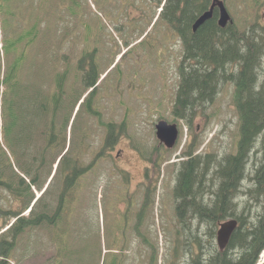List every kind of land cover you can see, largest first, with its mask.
<instances>
[{
  "label": "rangeland",
  "instance_id": "obj_1",
  "mask_svg": "<svg viewBox=\"0 0 264 264\" xmlns=\"http://www.w3.org/2000/svg\"><path fill=\"white\" fill-rule=\"evenodd\" d=\"M226 5L234 23L241 30L254 25L264 29V0H226ZM110 23L112 19L105 0H0V75L24 55L17 71L20 82L18 91L24 96L15 98L18 106L23 107L28 97L35 99L53 94L56 90L53 82L56 70L58 68L57 72L61 73L66 63L71 64L66 68V89L82 86L85 71L75 75L72 64L81 61L80 55L85 45L87 50L97 48L98 60L104 55L96 64L99 75L106 72L99 83L96 103L102 114V122H114L120 126L125 121L127 133L116 144L108 162L97 163L94 172L81 180L83 183L75 192L67 215L65 241L61 245L63 260L55 257L54 261L48 262L55 254V246L51 243L44 242L47 246L33 245L31 252L25 241L28 235L23 234L6 264H172L179 228L173 196L177 169L172 163L180 161L178 158L192 143L197 147L195 155H211L218 160L234 155L237 151L240 121L234 104L235 87L233 83H225L220 85L216 99L207 105L205 111H199L192 127L189 128L185 122H178L182 130L178 145L170 153L161 151L160 156L165 162L162 164L158 159L161 167L157 166V171L153 172L148 170L149 173L151 171L150 178L154 176L153 184L147 180L146 168L150 158L144 159L136 147L150 157L155 150L153 147L159 146L155 136L156 123L161 118L170 123L175 122L172 110L181 83L179 62L183 48L177 40L176 63H166L165 72L155 62L156 56L153 54L149 56V62L136 65L126 54L127 51L121 50V47L115 51L114 44L119 41V34L116 30L112 33ZM22 36L26 37L24 42H17ZM122 42L125 46V41ZM13 43L16 44L15 49L9 50ZM168 58L169 55L165 58L167 62ZM60 62L65 65H59ZM231 71L236 73L237 67L234 66ZM65 97H71L70 92ZM4 112L5 117H8L9 111L6 112L4 108ZM75 112L78 113L74 115L70 129L73 130L74 139H77L87 125L90 114L87 104L78 107ZM125 113L130 116L125 118ZM103 128L99 127L94 137L97 140H92L96 150L103 143ZM129 134L132 140L126 137ZM0 140L3 148L9 151L8 160L5 159L8 171L14 162L16 167L23 165V159L17 161L16 154L12 155L7 147L10 140ZM261 154V144L258 143L248 167V173L253 176L261 162ZM84 159L88 164L91 156L85 154ZM255 162L259 163L255 166ZM217 166L216 163L215 168ZM124 169L127 171L123 174L125 179L127 175L132 179L125 183L124 188L121 184L122 189L114 181L121 176L119 170ZM149 186L153 188V193L149 207L143 209L151 222L147 223L145 218L143 221L151 230V244L147 235L138 236V212L143 207ZM253 186V179L246 178L238 198L233 202L239 209L238 214H245L252 221L256 213L264 210V206L250 199L248 190ZM218 187L219 179L214 174L206 176L204 190L211 191L206 192L207 198H211L212 192H216ZM124 196L127 200H124ZM0 205L13 209L19 207V203L13 201L6 190L0 191ZM152 205L154 207L150 209ZM125 208H128L126 226L124 215L119 211ZM4 223L0 217V231L5 230ZM200 231L204 264H208L206 261L216 253V245L208 244V237L204 236L205 228L201 227ZM37 236L46 238L39 231L34 234V238ZM185 248L184 244L179 249L178 264H187ZM230 254L235 258L238 251H230Z\"/></svg>",
  "mask_w": 264,
  "mask_h": 264
},
{
  "label": "trees",
  "instance_id": "obj_2",
  "mask_svg": "<svg viewBox=\"0 0 264 264\" xmlns=\"http://www.w3.org/2000/svg\"><path fill=\"white\" fill-rule=\"evenodd\" d=\"M188 6L187 3L186 8ZM189 7L192 8L191 18L184 23L181 32L184 40L182 65L179 67L182 82L173 114L176 118L188 121L192 126L199 111H205L207 105L216 99L220 85L231 82L235 86L234 104L239 115L240 135L237 152L234 155L218 160L211 155L194 156L193 149H189L185 152L188 159L181 161L178 165L173 195L179 228L176 232L177 248L173 252L172 264H178L179 249L184 244L188 246L190 239L193 238L196 244H201L203 241L201 226L205 227L206 235L204 236L208 237V244H212L211 242L216 238L218 224L227 219H237L239 226L233 233L225 252L220 253L215 250L216 253L208 259V264H257L260 254L264 250V210L261 213H256L254 221H252L245 214L240 216L239 209L233 202L238 198L243 182L246 178H251L254 186L248 190L251 195L250 199L255 200L259 206H264V29H259L255 25L245 30L234 26L224 29L213 18L206 21L193 33L190 31L191 26L201 15L197 13L198 11L202 12L204 4L192 2ZM24 39L25 36H22L17 42L22 43ZM15 47L16 44L13 43L9 50L15 49ZM23 58L24 55H21L13 68L5 73L3 79L0 80V87L4 86L2 94L4 117V108L6 112L9 111V116L5 117L6 124L3 125V130L6 138L11 141L13 137L17 139L14 153L18 158L28 154L26 146H30L34 140L32 136L35 131L28 130L30 126L28 119L33 117V110L37 111L40 116L43 113L52 116L49 122L44 121L50 128L44 148L50 149L56 146L60 133L55 130L57 125L55 120L61 109L66 82L64 75H57L56 90L53 94L35 99L28 97L25 100V105L19 107L15 98L24 96L18 91L20 82L17 79V71ZM234 66L237 67L236 73L231 71ZM90 75L91 80L84 78V82L89 87L93 86L96 81L95 69H92ZM39 100L42 101V104L38 102ZM69 119L67 116L64 129L67 128ZM10 123L11 125L8 126ZM120 135H115L114 129H112L108 144L114 145ZM258 143L261 144V162H255V166L257 163L259 164L255 169V176H253L247 173V170ZM160 150L162 149L157 147L148 157L154 165L159 163ZM5 159L8 160V155L0 144V186L5 187L8 192L13 194L20 207L18 211L8 214L7 219L13 216L16 221L10 230L0 235V258H3L0 260V264H6V260L11 256L14 241L22 235L21 233L27 226V219L21 215L33 197L24 180H19L16 173V176H11ZM160 161L162 160L160 159ZM216 163L218 164L217 168H215ZM63 164L67 167L63 169L65 179L59 198L62 205L64 204V210H68L70 205L64 197L77 190V181L86 175L93 165L81 169L70 160H65ZM26 168H29V171ZM9 169H13L12 164ZM21 170L27 174L32 172L31 167L26 163L21 166ZM34 171L33 181L37 183L40 167H36ZM212 174L219 179V189L217 192H212L211 198H207L206 192L210 193L211 191L204 190L206 176ZM147 206L148 201L144 203V207ZM139 218L141 227L143 218H145L144 209ZM195 221L198 222L196 228H194ZM138 235L139 237L146 236L140 231ZM10 238L12 241H9ZM202 246L198 245L199 249H202ZM233 250L234 253L238 251L235 258L230 254V251ZM193 264H200V258H193Z\"/></svg>",
  "mask_w": 264,
  "mask_h": 264
},
{
  "label": "flooded vegetation",
  "instance_id": "obj_3",
  "mask_svg": "<svg viewBox=\"0 0 264 264\" xmlns=\"http://www.w3.org/2000/svg\"><path fill=\"white\" fill-rule=\"evenodd\" d=\"M108 3L109 16L114 22H126L132 29H140L147 21L158 17L164 23L163 31L155 35H149L142 40L137 46L139 51L156 50L158 53V60L161 54L166 52L169 55H174L177 37H181L182 27L184 23L189 20L190 11L192 10V2L196 4H204L202 12L198 11L197 14H203L208 11V6H211L214 0H105ZM189 4L186 8V4ZM210 8V7H209ZM213 18L218 21L219 9H214ZM212 18V19H213ZM193 26V25H192ZM192 26L190 31L192 32ZM124 30L123 26H120ZM175 61V60H174ZM62 208V203H58L57 211ZM190 244H193V239H190ZM193 247L191 251L193 252ZM190 257L192 255L189 254ZM201 264H204V255L200 254ZM188 264H193L191 259ZM207 262V261H206Z\"/></svg>",
  "mask_w": 264,
  "mask_h": 264
},
{
  "label": "water",
  "instance_id": "obj_4",
  "mask_svg": "<svg viewBox=\"0 0 264 264\" xmlns=\"http://www.w3.org/2000/svg\"><path fill=\"white\" fill-rule=\"evenodd\" d=\"M220 7L219 25L222 27L227 26L231 21V17L225 8V5L221 1H214L211 9L204 13L195 23L194 31L202 26L206 21L210 20L213 14L215 6ZM157 136L167 147L171 148L175 145L178 138V129L176 124H168L166 121H160L157 125ZM238 223L234 220L228 221L221 225V229L218 232V243L221 249H223L229 241L232 232L237 227Z\"/></svg>",
  "mask_w": 264,
  "mask_h": 264
},
{
  "label": "bare ground",
  "instance_id": "obj_5",
  "mask_svg": "<svg viewBox=\"0 0 264 264\" xmlns=\"http://www.w3.org/2000/svg\"><path fill=\"white\" fill-rule=\"evenodd\" d=\"M264 258V257H263ZM261 264V263H260Z\"/></svg>",
  "mask_w": 264,
  "mask_h": 264
}]
</instances>
